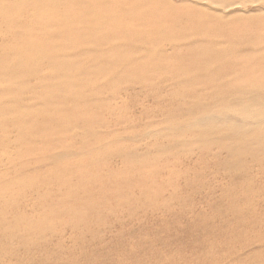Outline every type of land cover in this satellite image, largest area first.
I'll return each mask as SVG.
<instances>
[{"label": "rangeland", "instance_id": "1", "mask_svg": "<svg viewBox=\"0 0 264 264\" xmlns=\"http://www.w3.org/2000/svg\"><path fill=\"white\" fill-rule=\"evenodd\" d=\"M263 82L264 0H0V264H264Z\"/></svg>", "mask_w": 264, "mask_h": 264}, {"label": "bare ground", "instance_id": "2", "mask_svg": "<svg viewBox=\"0 0 264 264\" xmlns=\"http://www.w3.org/2000/svg\"><path fill=\"white\" fill-rule=\"evenodd\" d=\"M45 3H46V2H45ZM45 3H44V4H45ZM46 4H48V3H46ZM150 4H151V3H150ZM24 6H25V5H24ZM149 6H150V5H149ZM151 7H152V6H151ZM35 11H36V10H35ZM32 13H34V12H32ZM37 13H40V12L38 11ZM5 14H6V13H5ZM50 14H51V13H50ZM58 14H62V13H58ZM64 14H65V13H64ZM46 15H48V14H46ZM52 16H53V15H52ZM60 17H61V16H60ZM62 17H64V16H62ZM62 17H61V18H62ZM69 17H70V16H69ZM91 17H92V16H91ZM48 18H49V17H48ZM49 19H50V18H49ZM66 19H67V16H66ZM70 19H71V18H69V20H70ZM77 20H78V19H77ZM28 21H30V20L28 19ZM47 21L49 22L48 19H47ZM50 21H51V20H50ZM72 21H73V19H72ZM75 21H76V20H75ZM14 23H15V22H14ZM14 23H12V24H14ZM81 25H82V24H79L78 26L81 27ZM82 26H83V25H82ZM42 27H43V26H42ZM58 27H59V26H58ZM72 27H73V26H72ZM72 27L69 25V26L65 29V30H66V34H71L70 31L72 30ZM38 28H39V27H38ZM50 28H51V27H50ZM55 29H56V28H55ZM34 30H36L35 27H34ZM38 30H39V29H38ZM40 31H41V30H40ZM35 32H36V31H35ZM38 32H39V31H38ZM38 32H37V33H38ZM43 32H44V31H43ZM48 32H51V30L48 31ZM39 33H40V32H39ZM28 38H29V37H28ZM39 41H40V40H39ZM39 43H40V42H39ZM56 44H57V43H56ZM67 51H68V50H67ZM232 53H233V52H232ZM235 54H236V53H235ZM64 55H65V54H63V56H64ZM237 55H238V54H237ZM66 56H67V55H66ZM231 56H232V55H231ZM245 56H246V55H245ZM234 57H235V56H234ZM241 57H242V56H241ZM239 59L242 60L241 58H239ZM13 61H14V60H13ZM53 61H54V60H53ZM89 61H90V59H89ZM89 61H88V62H89ZM24 62H25V60H24V58H23L20 62H18V63L15 64V67H16V66H19V65H21V64H22V66H23V63H24ZM84 62H86V61H84ZM88 62H87V63H88ZM253 62H254V61H253ZM240 63H242V62L240 61ZM85 64H86V63H85ZM83 65H84V63H83ZM241 65H242V64H241ZM255 72H256V71H255ZM40 74H41V72H40ZM85 76H86V75H85ZM255 76H256V74H255ZM257 76H258V74H257ZM247 77H248V75H247ZM88 78H89V77H88ZM250 78H251V77H250ZM253 78H255V77H253ZM44 80H45V79H44ZM84 80H85V79H84ZM86 80H87V79H86ZM148 80H149V79H148ZM45 81H46V80H45ZM249 81H250V79H249ZM88 82H89V81H88ZM256 82H258V81H256ZM254 83H255V81H254ZM254 83H253V84H254ZM258 83H259V82H258ZM263 83H264V82H263ZM90 84H91V83H90ZM90 84H88V85H90ZM93 84H95V83H93ZM93 84H92V85H93ZM259 84H261V82H260ZM84 85H86V84H84ZM88 85H87V86H88ZM239 85H240V84H239ZM256 85H257V84H256ZM236 86H238V85H236ZM253 86H254V85H253ZM240 87H241V86H240ZM237 88H238V87H237ZM83 89L86 90V88H84V86H83ZM187 91H188V89H187ZM49 92H50V91H49ZM61 93H62V92H61ZM14 94H16V93L14 92ZM67 94H68V93H67ZM70 94H71V93H70ZM76 94H77V93H76ZM76 97L78 98V96H76ZM3 99H4V98H3ZM54 101L57 102L56 100H54ZM52 102H53V101H52ZM71 103H72V102H71ZM68 104H69V103H68ZM72 104H73V103H72ZM72 104H71V105H72ZM81 104H82V103H81ZM5 105H6V104H5ZM54 105H55V104H54ZM48 106H49V105H48ZM61 106H62V105H61ZM53 107H54V106H53ZM53 107H52V108H53ZM73 108L76 109V107H73ZM6 109H9V110L13 111V108H8V107H4V108H3V111L6 110ZM41 111H43V110H41ZM44 111H45V110H44ZM53 112H54V111H53ZM61 112H62V111H61ZM10 113H11V112H10ZM59 113H60V112H59ZM57 114H58V113H57ZM62 116H63V115H62ZM64 117H65V116H64ZM75 117H76V115H75ZM79 117H80V116H79ZM54 118H55V115H54ZM61 118H62V117H60V120H62ZM69 118H70V117H69ZM80 118H81V117H80ZM22 119H23V118H22ZM65 119H66V118H65ZM70 120H71V119H70ZM65 121H66V120H65ZM65 121H64V122H65ZM27 122H28V121H27ZM2 125H3V124H2ZM22 125H23V124H22ZM63 125H64V123H63ZM63 125H62V126H63ZM23 126H24V129H25V125H23ZM21 127H22V126H21ZM29 129H30V128H29ZM48 129H49V128H48ZM50 129H51V128H50ZM55 129H56V128H55ZM32 130H33V129H32ZM53 130H54V129H53ZM27 131H28V130H27ZM36 131H37V130H36ZM24 132H26V131H24ZM28 132H29V131H28ZM34 132H35V130H34ZM40 132H41V131H40ZM46 132H48V131H46ZM54 132H55V131H54ZM26 134H28V133H26ZM26 134H25V135H26ZM30 134H31V132H30ZM38 134H40V133H37V135H38ZM46 134H49V133H46ZM22 135H23V132H22ZM27 136H28V135H27ZM39 136H41V135H39ZM28 137H29V136H28ZM48 139L50 140V138H48ZM45 141H48V140H45ZM52 144H54V143L52 142L51 145H52ZM55 144H57V143H55Z\"/></svg>", "mask_w": 264, "mask_h": 264}]
</instances>
